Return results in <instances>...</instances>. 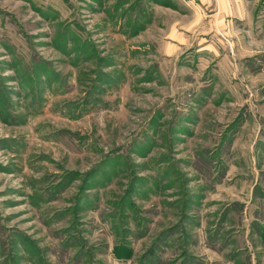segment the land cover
Listing matches in <instances>:
<instances>
[{
  "label": "rangeland",
  "instance_id": "374dc122",
  "mask_svg": "<svg viewBox=\"0 0 264 264\" xmlns=\"http://www.w3.org/2000/svg\"><path fill=\"white\" fill-rule=\"evenodd\" d=\"M0 264H264V0H0Z\"/></svg>",
  "mask_w": 264,
  "mask_h": 264
}]
</instances>
